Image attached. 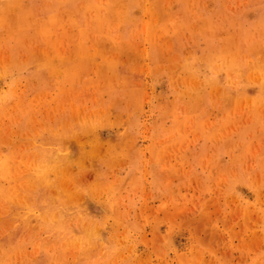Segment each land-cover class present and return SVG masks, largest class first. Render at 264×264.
<instances>
[{
  "label": "rangeland",
  "instance_id": "obj_1",
  "mask_svg": "<svg viewBox=\"0 0 264 264\" xmlns=\"http://www.w3.org/2000/svg\"><path fill=\"white\" fill-rule=\"evenodd\" d=\"M0 264H264V0H0Z\"/></svg>",
  "mask_w": 264,
  "mask_h": 264
}]
</instances>
